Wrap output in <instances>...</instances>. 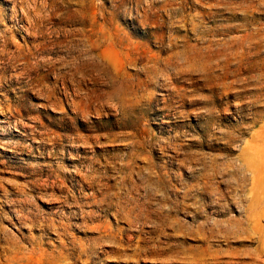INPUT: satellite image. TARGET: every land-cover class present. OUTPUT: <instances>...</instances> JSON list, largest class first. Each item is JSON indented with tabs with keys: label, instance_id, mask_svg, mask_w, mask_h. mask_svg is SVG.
I'll use <instances>...</instances> for the list:
<instances>
[{
	"label": "rangeland",
	"instance_id": "374dc122",
	"mask_svg": "<svg viewBox=\"0 0 264 264\" xmlns=\"http://www.w3.org/2000/svg\"><path fill=\"white\" fill-rule=\"evenodd\" d=\"M222 1L0 0V264H258L264 176L253 190L236 157L264 126V74L224 71L242 32L263 36L264 0Z\"/></svg>",
	"mask_w": 264,
	"mask_h": 264
},
{
	"label": "bare ground",
	"instance_id": "6f19581e",
	"mask_svg": "<svg viewBox=\"0 0 264 264\" xmlns=\"http://www.w3.org/2000/svg\"><path fill=\"white\" fill-rule=\"evenodd\" d=\"M169 1V0H168ZM183 1V0H182ZM194 1V0H193ZM220 1V0H219ZM165 3L167 2V1H164ZM163 2V3H164ZM172 3L171 4H174L173 2L174 1H171ZM185 2V1H184ZM191 2V1H190ZM200 3H201V1H199ZM205 2V1H204ZM215 2V1H214ZM221 2H223L222 0H221ZM162 3V4H163ZM176 3V2H175ZM177 3H179V2H177ZM195 3V2H194ZM196 3H198L197 2V0H196ZM203 3V2H202ZM209 3V2H208ZM240 3V2H239ZM251 3V2H250ZM140 4V3H139ZM154 4V3H153ZM152 4V5H153ZM170 4V3H169ZM169 4H167L168 6H169ZM181 4V3H180ZM185 4H186V2H185ZM204 4H206V3H204ZM211 4V3H210ZM214 4V3H213ZM218 4H223V3H218ZM249 4V3H248ZM252 4L253 3H251V5L250 6H252ZM150 5V4H149ZM148 5V6H149ZM164 6H165V4H163ZM192 5V4H191ZM208 6H210L209 4H207ZM254 5V4H253ZM155 6V5H154ZM158 6V5H157ZM172 6H174V5H172ZM204 6H206V5H204ZM214 6V5H213ZM219 6H221V5H219ZM250 6H248V7H250ZM25 7V6H24ZM150 7H151V5H150ZM153 7V6H152ZM156 7V6H155ZM158 7H160V6H158ZM185 7V6H184ZM187 7V6H186ZM216 7H217V5H216ZM233 7H234V5H233ZM17 8V7H16ZM15 8V9H16ZM23 8V7H22ZM21 8V9H22ZM136 8V7H135ZM148 8V7H147ZM167 8V7H166ZM169 8V7H168ZM174 8V7H173ZM206 9L207 7H203V9ZM212 8V7H211ZM236 8V7H235ZM255 8V7H254ZM257 9H258V7H256ZM255 8V9H256ZM154 10H155V8H153ZM161 9V8H160ZM165 9V8H164ZM183 9V8H182ZM193 9V8H192ZM196 9V8H195ZM202 9V11H205V10H203ZM238 9V8H237ZM237 9H235V10H237ZM248 9V8H247ZM264 9V8H263ZM144 10V9H143ZM146 10V9H145ZM185 10V9H184ZM190 10V9H189ZM209 10V9H208ZM214 10V9H213ZM232 10H234V9H232ZM242 10V9H241ZM244 10V9H243ZM251 10V9H250ZM254 10V9H253ZM260 10H262V9H260ZM24 11H25V9H24ZM23 10H22V13L24 12ZM29 11V10H28ZM157 11V10H156ZM160 11V10H159ZM163 11V10H162ZM166 11V10H165ZM196 11V10H195ZM198 11V10H197ZM201 11V10H200ZM199 11V12H200ZM238 11V10H237ZM257 11H259V10H256V12ZM16 12V11H15ZM149 12V11H148ZM153 12V11H152ZM158 12V11H157ZM183 13H184V11H182ZM236 12V11H235ZM239 12V11H238ZM252 12V11H251ZM263 12V11H262ZM192 13V12H191ZM196 13V12H195ZM203 13V12H202ZM205 14H206V12H204ZM212 13H213V11H212ZM211 13V14H212ZM223 13V12H222ZM227 13V12H226ZM230 13V12H229ZM234 13V12H233ZM237 13V12H236ZM246 13H247V11H246ZM249 13H250V11H249ZM254 13V12H253ZM253 13H252V15H253ZM17 14V13H16ZM15 14V15H16ZM141 14H142V12H141ZM147 14H149V13H147ZM181 14V13H180ZM179 14V15H180ZM189 14V13H188ZM194 14V13H193ZM201 14V13H200ZM199 14V15H200ZM167 15V14H166ZM185 15V14H184ZM196 15H197V13H196ZM203 15V14H202ZM226 15V14H225ZM236 15V14H235ZM17 16V15H16ZM190 16V15H189ZM201 16V15H200ZM210 16V15H209ZM246 16H248V15H246ZM256 16V15H255ZM255 16H253V17H255ZM154 17V16H153ZM174 17V16H173ZM197 17V16H196ZM205 17V16H204ZM204 17H202V18H204ZM245 17V16H244ZM31 18V17H30ZM194 17H192V19H193ZM199 18V17H198ZM217 18V17H216ZM215 18V19H216ZM248 18V17H247ZM256 19H257V17H255ZM177 19V18H176ZM190 19H191V17H190ZM191 19V20H192ZM195 19V18H194ZM217 19H220V18H217ZM230 19H231V16H230ZM235 19V18H234ZM238 19V18H237ZM259 19V18H258ZM172 20H174L175 21V19L173 18ZM184 20H185V18H184ZM188 20V19H187ZM196 21H197V19H195ZM200 20V19H199ZM222 20V19H221ZM221 20H219L220 22H221ZM226 20V19H225ZM232 20V19H231ZM231 20H230V22H231ZM261 20V19H260ZM154 21V20H153ZM161 21V20H160ZM174 21H172V22H174ZM177 21V20H176ZM181 21H183V20H181ZM194 21V20H193ZM193 21H191V24H192V22ZM238 21V20H237ZM249 21V20H248ZM156 22H158V21H156ZM189 22V21H188ZM197 22H199V21H197ZM214 22H216V20L214 21ZM223 22V21H222ZM158 23H160V22H158ZM181 23H183V22H181ZM194 23H196V22H194ZM200 23H201V21H200ZM217 23H218V21H217ZM251 23L253 24L254 22H252L251 21ZM250 23V24H251ZM264 23V22H263ZM262 23V24H263ZM173 24V23H172ZM184 24V23H183ZM190 24V23H189ZM198 24V23H197ZM240 24V23H239ZM242 24V23H241ZM244 24V23H243ZM249 24V23H248ZM36 25V24H35ZM186 25V24H185ZM217 25V24H216ZM219 25V24H218ZM246 25V24H245ZM245 25H241V26H244L245 27ZM190 26H192V25H190ZM196 26V25H195ZM198 26V25H197ZM200 26H202V25H200ZM213 26V25H212ZM221 26H223V24L222 25H220V27ZM226 26V25H225ZM232 26V25H231ZM247 26V25H246ZM193 27H194V24H193ZM192 27V28H193ZM209 27V26H208ZM214 27V26H213ZM220 27H218V29L220 28ZM229 27V26H228ZM248 27V26H247ZM250 27V26H249ZM248 27V28H249ZM255 27H257V26H255ZM188 28V27H187ZM216 28V27H215ZM214 28V29H215ZM223 28H224V26H223ZM233 28V27H232ZM240 28V27H239ZM243 28V27H242ZM251 28V27H250ZM257 28H259V26L257 27ZM194 29H196L195 27H194ZM198 29V28H197ZM225 29V28H224ZM193 30V29H192ZM207 30V29H206ZM209 30V29H208ZM217 30V29H216ZM244 30V29H243ZM252 30H253V28H252ZM213 31V30H212ZM221 31V30H220ZM247 31V30H246ZM194 32V31H193ZM216 32V31H215ZM237 32V31H236ZM242 32V31H241ZM264 32V31H263ZM217 33V32H216ZM215 33V34H216ZM235 33V32H234ZM242 33L244 34V35H242ZM241 34H239L241 37H239V39H241V40H239V39H236L235 37V39L238 41V43H240L241 44V46H239V48H238V50H236L237 51V53H236V55H235V57L237 56V62H236V64H235V69L233 70V68L232 69H230V66H231V61H229V59H226V61H227V68H226V71H224L225 72V76H226V79H228L227 77H229L230 76V73H231V71L230 70H232V71H234L233 73H237V74H239V73H242V71H243V69H244V67H245V65H248V68H250V69H253V70H255L256 69V71H258V72H260V74H264V59H262V60H259V59H257V60H254V61H251V62H249V59H251L252 57H254L255 55H259V51L258 50H255V51H253L252 50V48H250L251 47V44H258V43H261V45H262V43H263V41L262 40H264V34H263V36H262V34L260 33V29H257V32H255L254 34H251V33H249V32H247L246 34L244 33V32H242ZM205 35H206V33H204ZM223 34V33H222ZM226 34V32L224 33V35ZM204 35V36H205ZM221 35V34H220ZM232 35H234V34H232ZM211 36V35H210ZM235 36H238L237 34H235ZM254 36H255V38H254ZM207 37V36H206ZM212 37V36H211ZM222 37H223V35H222ZM202 38H203V36H202ZM252 38H254V40L250 43V46L247 48V49H245V47L242 45V42H245L246 44L248 43V41L250 40V39H252ZM213 39V38H212ZM229 39V38H228ZM209 40V39H208ZM213 40H215V37H214V39ZM218 40H219V38H218ZM226 40V39H225ZM228 41V40H227ZM236 41V42H237ZM208 42V41H207ZM218 43V42H217ZM220 43V42H219ZM218 43V44H219ZM223 43V42H222ZM221 43V44H222ZM225 43V42H224ZM232 43H234V41L232 42ZM169 44V43H168ZM229 44V43H228ZM228 44H223V46L224 45H228ZM231 44V43H230ZM235 44V43H234ZM239 44V45H240ZM215 45H216V43H215ZM215 45H214V47H215ZM238 45V44H237ZM245 45V44H244ZM202 46V45H201ZM217 46V45H216ZM220 46H222V45H220ZM229 46V45H228ZM234 46V45H233ZM197 47V46H196ZM205 47V46H204ZM231 47V46H230ZM235 47V46H234ZM238 47V46H237ZM194 49H196L195 47H193ZM224 48V47H223ZM226 48H227V46H226ZM225 48V49H226ZM232 48V47H231ZM230 48V49H231ZM262 48V47H261ZM216 49V48H215ZM217 49H219V48H217ZM221 49V48H220ZM229 49V48H228ZM233 49V48H232ZM258 49V48H257ZM209 50V49H208ZM259 50H260V48H259ZM205 51V50H204ZM217 51H219V50H217ZM222 51V53H223V51L224 50H221ZM220 51V52H221ZM197 52V51H196ZM208 52V51H207ZM212 52V51H211ZM227 52V51H226ZM194 53V52H193ZM202 53V52H201ZM200 52H199V54H201ZM205 53V52H204ZM215 53H217V52H215ZM225 53V52H224ZM228 53V52H227ZM186 54H188V53H186ZM197 54V53H196ZM208 54V53H207ZM219 54V53H218ZM203 56V58H204V54H202ZM211 55H213V54H211ZM220 56H221V54H219ZM230 55V54H229ZM228 55V56H229ZM96 56V55H95ZM209 56V55H208ZM207 56V57H208ZM213 56H215V55H213ZM226 56V55H225ZM194 57V56H193ZM209 57H211V56H209ZM215 57H217V56H215ZM214 57V58H215ZM227 57V56H226ZM189 58V57H188ZM229 58H232V57H229ZM215 59H218V58H215ZM201 61H202V63H204L203 61H204V59L202 60L201 59ZM206 61H208V60H206ZM104 62V61H103ZM159 62V61H158ZM157 62V63H158ZM192 62V61H191ZM194 62V61H193ZM232 62H233V60H232ZM172 63V62H171ZM224 63H226V62H224ZM190 64V63H189ZM177 65V64H176ZM206 65V67H207V64H205ZM222 65V64H221ZM221 65H219L220 67H221ZM226 65V64H225ZM173 66H174V64H173ZM178 66V65H177ZM210 66V65H209ZM176 67V66H175ZM215 67V66H214ZM223 67V66H222ZM106 68V67H105ZM108 68V67H107ZM171 68V67H170ZM210 68V67H209ZM216 68V67H215ZM214 68V69H215ZM161 69V68H160ZM173 69V68H172ZM208 69V68H207ZM212 69V68H211ZM211 69H209V71H211ZM225 69V68H224ZM82 70V69H81ZM175 70V69H174ZM213 70V69H212ZM162 71H160V73H161ZM109 73V72H108ZM179 74V73H178ZM177 74V75H178ZM182 74V73H181ZM254 74V73H253ZM174 75V74H173ZM172 75V76H173ZM244 75V74H243ZM240 76V74L237 76V77H239ZM260 77H261V75H260ZM167 78V77H166ZM171 78V77H170ZM173 78H175V77H173ZM230 78V77H229ZM245 78V77H244ZM158 79V78H157ZM168 79V78H167ZM231 79V78H230ZM260 79H262V78H260ZM115 80V79H114ZM154 80V79H153ZM171 80H173V79H171ZM233 80V79H232ZM147 81V80H146ZM151 81H152V79H151ZM150 81V82H151ZM174 81H175V79H174ZM198 81V80H197ZM234 81V80H233ZM119 82L121 83V81H120V79H119ZM139 82H140V80H139ZM138 82V83H139ZM142 82H143V80H142ZM119 83V84H120ZM227 83H229V82H227ZM232 82H230V84H231ZM245 83V82H244ZM261 83H263V81L261 82ZM169 84V83H168ZM176 84H178V83H176ZM229 84V85H230ZM234 84V83H233ZM256 84H258V83H256ZM127 85V84H126ZM136 85V84H135ZM171 83H170V87H171ZM174 85H175V82H174ZM228 85V84H227ZM142 86V85H141ZM166 86H167V84H166ZM240 86V85H239ZM116 87V86H115ZM120 87V86H119ZM121 87H122V85H121ZM143 87V86H142ZM178 87V86H177ZM243 87V86H242ZM259 87L261 88V86L259 85ZM123 88L124 87H122V90H123ZM162 88H164V87H162ZM167 88V87H166ZM165 88V89H166ZM172 88V87H171ZM237 88H239V87H237ZM246 88V87H245ZM259 88V89H260ZM263 88V87H262ZM117 89V88H116ZM139 89V88H138ZM173 89H174V86H173ZM172 89V90H173ZM179 89H181L180 88V86H179ZM184 89V88H183ZM135 90V89H134ZM142 90V89H141ZM171 90V91H172ZM178 90V89H177ZM185 90V89H184ZM117 91H119V90H117ZM116 91V92H117ZM169 91H170V89H169ZM175 91H176V88H175ZM182 91V90H181ZM70 92V91H69ZM147 92V91H146ZM187 92V91H186ZM232 92V91H231ZM257 92H259V91H257ZM117 93H119L118 95H120V92H117ZM121 93H122V91H121ZM162 93V92H161ZM111 94V93H110ZM115 94V93H114ZM126 94V93H125ZM152 94H153V92H152ZM157 94V93H156ZM165 94V93H164ZM169 94H170V92H169ZM173 94V93H172ZM230 94V93H229ZM258 94V93H257ZM263 94V93H262ZM261 94V95H262ZM141 95V94H140ZM140 95H138V96H140ZM160 95V94H159ZM149 97H151L150 95H148ZM173 96V95H172ZM171 96V97H172ZM115 97V96H114ZM122 96H120V98H121ZM137 97V96H136ZM145 97V96H144ZM148 97V98H149ZM167 97H169V95L167 96ZM170 97V98H171ZM176 97V96H175ZM178 97L180 98V93H179V95H178ZM182 97L184 98V96L182 95ZM119 98V97H118ZM117 98V99H118ZM146 98V97H145ZM157 98V97H156ZM163 98H165L164 99V103H165V100H166V96L165 97H163ZM185 98H186V96H185ZM262 98V97H261ZM263 98H264V96H263ZM83 99V98H82ZM114 99V98H113ZM173 99V98H172ZM175 99V98H174ZM182 99V98H181ZM214 99V98H213ZM84 100V99H83ZM126 100V99H125ZM143 100V99H142ZM176 100V99H175ZM174 100V101H175ZM215 100V99H214ZM146 101V100H145ZM147 101H149L148 99H147ZM169 101V100H168ZM167 101V102H168ZM173 101V100H172ZM173 101V102H174ZM184 100L182 99V102H183ZM189 101V100H188ZM213 101V100H212ZM126 102V101H125ZM141 102V101H140ZM139 102V104H141ZM153 102V101H152ZM156 102V101H155ZM166 102V103H167ZM171 102V101H170ZM177 102V101H176ZM179 102V101H178ZM193 102V101H192ZM116 103V102H115ZM114 103V104H115ZM121 103V102H120ZM127 103V102H126ZM144 103V102H143ZM142 103V104H143ZM146 104H147V102H145ZM144 103V104H145ZM151 103V102H150ZM149 103V104H150ZM212 103V102H211ZM216 103V102H215ZM214 103V104H215ZM262 103H264V102H261V105H262ZM123 104V103H122ZM121 104V105H122ZM138 104V105H139ZM141 104V105H142ZM149 104H148V108H149ZM171 104H173V103H171ZM179 104V103H178ZM213 103H212V106L214 105ZM250 104V103H249ZM84 105V104H83ZM128 105H129V103H128ZM127 105V106H128ZM174 105V104H173ZM172 105V107H174ZM243 105V104H242ZM246 104H244V106H245ZM264 105V104H263ZM146 106V105H145ZM156 106V105H155ZM164 106H166V105H164ZM179 106H180V104H179ZM216 106V105H215ZM251 106V105H250ZM260 106V105H259ZM117 107V106H116ZM137 107H140V106H137ZM163 107V106H162ZM161 107V108H162ZM168 107H169V105H168ZM257 107V106H256ZM115 108V107H114ZM129 108V107H128ZM148 108H146V109H148ZM177 108V107H176ZM179 108V107H178ZM209 108V107H208ZM249 108V107H248ZM260 108V107H259ZM142 109H144L143 107H142ZM165 109V108H164ZM254 109V108H253ZM115 110H116V108H115ZM130 110V109H129ZM136 110V109H135ZM134 110V111H135ZM166 110H167V108H166ZM213 110V109H212ZM211 110V111H212ZM215 110V109H214ZM246 110V109H245ZM250 110V109H249ZM140 111V110H139ZM144 111V110H143ZM123 112V111H122ZM194 112V111H193ZM192 112V113H193ZM197 112V111H196ZM240 112H242V110L240 111ZM246 112V111H245ZM244 112V113H245ZM119 113V112H118ZM137 113V112H136ZM214 113V112H213ZM216 113V112H215ZM214 113V114H215ZM129 114H130V112H129ZM242 114V113H241ZM246 114H248L247 112H246ZM251 114V113H250ZM127 115V114H126ZM209 115V114H208ZM238 115V114H237ZM245 115V114H244ZM249 115V114H248ZM264 115V114H263ZM123 116H125V115H123ZM213 116V115H212ZM215 116V115H214ZM213 116V117H214ZM252 116V115H251ZM256 115H254V117H255ZM259 116H260V114H259ZM221 116H219L218 118H220ZM253 117V118H254ZM212 119V118H211ZM214 119V118H213ZM212 119V120H213ZM262 119V118H261ZM209 120V119H208ZM242 121V120H241ZM262 121V120H261ZM212 122V121H211ZM211 122H209V123H211ZM223 122V121H222ZM260 122V121H259ZM258 122V123H259ZM213 123V122H212ZM219 123V122H218ZM10 124V123H9ZM17 124V123H16ZM215 125H216V123H214ZM213 124V125H214ZM254 124V123H253ZM256 124V123H255ZM209 125V124H208ZM220 126V125H219ZM253 126H255V125H253ZM212 128H213V126H212ZM240 128H242V127H240ZM205 129H207V128H205ZM212 130V129H211ZM240 130V129H239ZM254 130V129H253ZM238 131V130H237ZM230 132V131H229ZM228 132V133H229ZM245 132V131H244ZM153 134V133H152ZM231 134V133H230ZM229 134V135H230ZM179 135V134H178ZM239 135V134H238ZM241 135H242V133H241ZM244 135H245V133H244ZM243 135V136H244ZM236 136V135H235ZM142 137V136H141ZM229 137V136H228ZM232 137H233V135H232ZM146 138V137H145ZM236 138H238V137H235V139ZM211 139V138H210ZM227 139H229V138H227ZM240 139V138H239ZM165 140V139H164ZM231 140V139H230ZM234 140V139H233ZM172 141H173V139H172ZM172 141H170V142H172ZM238 141V140H237ZM241 141H243V140H240V142ZM169 142V143H170ZM179 142V141H178ZM229 142V141H228ZM148 143V142H147ZM156 143V142H155ZM172 143H174V142H172ZM230 144H232L231 142H229ZM234 143V142H233ZM175 144V143H174ZM174 144H172L173 146H174ZM235 144H238L239 145V143H235ZM176 145V144H175ZM179 145V144H178ZM146 146V145H145ZM140 147V146H139ZM148 147V146H147ZM150 147V146H149ZM167 147V146H166ZM175 147V146H174ZM242 147V146H241ZM143 148V147H142ZM176 148V147H175ZM238 148V147H237ZM134 150V149H133ZM145 150V149H144ZM143 150V151H144ZM240 150V151H239ZM239 154L237 155V157H236V155H235V157H236V161H237V167H238V169H237V171L238 170H241V171H243L244 173H250L251 175H252V178L251 179H253V190H254V187L256 188L257 187V185H258V183H259V180H260V175H262V176H264V126H262V127H260V128H258V130L256 131V132H254L253 133V135H252V139L250 140V141H248V142H246L245 143V145L240 149V147H239ZM178 152V151H177ZM232 152V151H231ZM237 152V151H236ZM235 152V153H236ZM136 154V153H135ZM134 154V155H135ZM187 154V153H186ZM192 154V153H191ZM190 154V155H191ZM133 155V154H132ZM231 155H232V153H231ZM136 156V155H135ZM138 156H140V155H138ZM174 156V155H173ZM141 157V156H140ZM233 158H234V156H233ZM138 159V158H137ZM185 160V159H184ZM190 160V159H189ZM204 160V159H203ZM226 161V160H225ZM228 161V160H227ZM230 161H231V159H230ZM229 161V162H230ZM234 161V160H233ZM185 162V161H184ZM224 162V161H223ZM169 163V162H168ZM227 163V162H226ZM178 164V163H177ZM231 164V163H230ZM180 165H181V163H180ZM228 165V164H227ZM184 166V165H183ZM189 166V165H188ZM236 166V165H235ZM223 167H226V165L225 166H223ZM231 167V166H230ZM179 168V167H178ZM236 168V167H235ZM198 169V168H197ZM210 169V168H209ZM228 170V169H227ZM117 171V170H116ZM220 171V170H219ZM224 171H225V169H224ZM164 172V171H163ZM230 172V171H229ZM228 172V173H229ZM225 173V172H224ZM241 174V173H240ZM211 174H209V176H210ZM242 175V174H241ZM131 176V175H130ZM208 176V175H207ZM212 176V175H211ZM259 176V177H258ZM213 177V176H212ZM217 178V177H216ZM80 179V178H79ZM136 179V178H135ZM203 179V178H202ZM129 180V179H128ZM204 180H206V179H204ZM208 180H210V178L209 179H207V181ZM246 180V179H245ZM206 181V182H207ZM209 182V181H208ZM188 183V182H187ZM219 183V182H218ZM223 183V182H222ZM131 184V183H130ZM206 184H208V183H205V185ZM251 184V183H250ZM186 185V184H185ZM200 185V184H199ZM216 185V184H215ZM219 185V184H218ZM236 185H237V183H236ZM245 186H246V184H245ZM133 187V186H132ZM217 187V186H216ZM214 188V187H213ZM227 190V189H226ZM237 190V189H236ZM211 191V190H210ZM217 191V190H216ZM220 191V190H219ZM224 193V192H223ZM229 193V192H228ZM249 194V193H248ZM230 195V194H229ZM101 196V195H100ZM99 196V197H100ZM189 197V196H188ZM96 198V197H95ZM198 198V197H197ZM122 199V198H121ZM215 201V200H214ZM251 205L250 206H248V208H247V210H246V214H247V218H248V220L252 223V224H254L255 225V227H256V229H257V231H256V233L258 234V238L260 239V241H259V246L256 248V250H252V251H254V252H252L251 253V255H249V256H251V258L252 259H255L256 260V262H258V264H264V242H263V236H264V228L262 227V226H259V223H260V221H261V217H264V210L263 211H260V212H256L255 211V204H256V195L254 194V192H252V197H251ZM183 203V202H182ZM221 203V202H220ZM184 204V203H183ZM165 205V204H164ZM185 205V204H184ZM220 205V204H219ZM187 206V205H186ZM223 207H224V205H223ZM117 208V207H116ZM126 208V207H125ZM120 209V208H119ZM244 209V208H243ZM223 211V210H222ZM16 214V213H15ZM26 214V213H25ZM245 214V213H244ZM28 215V214H27ZM34 215V214H33ZM80 215V214H79ZM142 215V214H141ZM244 216V215H243ZM16 217V216H15ZM72 217V216H71ZM243 218V217H242ZM245 219V218H244ZM232 220V219H231ZM240 221V220H239ZM238 221V222H239ZM25 222V221H24ZM33 222V221H32ZM54 221H52V224H54L53 223ZM236 222V221H235ZM247 223H248V221H246ZM201 223H204V221H202ZM206 223V222H205ZM211 223V222H210ZM213 223H215V221L213 222ZM212 223V224H213ZM207 225L209 224L208 222L206 223ZM220 224V223H219ZM219 224L217 225V226H219ZM224 224L226 225L227 223L226 222H224ZM47 225H51V223H48ZM58 225V224H57ZM66 225V224H65ZM211 224H209V226H210ZM215 225V224H214ZM214 225H213V227H214ZM224 225V226H225ZM205 226V225H204ZM203 226V227H204ZM33 227V226H32ZM42 227V226H41ZM55 227H57V226H55ZM113 227V226H112ZM207 227V226H206ZM226 227H227V225H226ZM246 227V226H245ZM214 228H217L216 226L214 227ZM228 228V227H227ZM58 229V228H57ZM92 229V228H91ZM198 229V228H197ZM208 229V228H207ZM212 229V228H211ZM217 229H219V228H217ZM216 229V230H217ZM214 230V229H213ZM213 230H212V232H213ZM237 230V229H236ZM5 231V230H4ZM214 232H216V231H214ZM250 232V231H249ZM199 233V232H198ZM220 233V232H219ZM200 234V233H199ZM202 234V233H201ZM200 234V236H202ZM217 234H218V231H217ZM17 235V234H16ZM212 235H214V234H212ZM252 236H253V234H251ZM223 236V235H222ZM255 236V235H254ZM3 237H5L6 238V236H3ZM24 238H26L25 236H23ZM106 237V236H105ZM203 237V236H202ZM8 238V237H7ZM253 238H255V237H253ZM14 239H15V237H14ZM1 240V239H0ZM6 240H8V239H6ZM12 240H13V238H12ZM16 240V239H15ZM14 240V241H15ZM19 240V239H18ZM91 241V240H90ZM5 242V241H4ZM3 242V243H4ZM8 242V241H7ZM25 242V241H24ZM95 242V241H94ZM1 243H2V240H1ZM2 243V244H3ZM6 243V242H5ZM4 243V244H5ZM10 243V242H9ZM14 243V242H13ZM17 243H18V241H17ZM17 243H15V244H17ZM20 243V242H19ZM15 244H14V246H15ZM22 244H24L23 242H22ZM33 244V243H32ZM37 244V243H36ZM95 244V243H94ZM6 245H8V244H6ZM29 245V244H28ZM27 245V246H28ZM31 245V244H30ZM39 245V244H38ZM64 245V244H63ZM13 246V245H12ZM13 246V247H14ZM33 246V245H32ZM31 246V247H32ZM81 246V245H80ZM24 247H26V246H24ZM84 247V246H83ZM12 248V247H11ZM15 248V247H14ZM33 248V247H32ZM36 248H38V247H36ZM54 248V247H53ZM94 248V247H93ZM3 249V248H2ZM78 249V248H77ZM95 249V248H94ZM94 249H93V251H94ZM10 249H8V251H9ZM28 250V249H27ZM36 250H39V249H36ZM35 250V251H36ZM62 250V249H61ZM17 251V250H16ZM19 251V250H18ZM32 251H33V249H32ZM39 251H43V249H40ZM81 251H83V248H82V250ZM84 251H85V249H84ZM90 250L88 249V252H89ZM4 252H6V251H4ZM30 252V251H29ZM87 252V250L85 251V253ZM1 253V252H0ZM6 253H8V252H6ZM11 253V252H10ZM13 253V252H12ZM31 253V252H30ZM34 253V252H33ZM36 253V252H35ZM92 253V252H91ZM222 253V252H221ZM250 253V251L248 252V254ZM4 254V253H3ZM22 254H25V255H27V253L25 252V253H22ZM90 254V253H89ZM136 254H137V252H136ZM248 254H247V256H248ZM8 255V254H7ZM31 255V254H30ZM35 256L37 255V254H34ZM88 255V254H87ZM1 256V255H0ZM11 255H9L8 257L9 258H11L12 259V256L10 257ZM14 256V255H13ZM24 256V255H23ZM33 256V255H32ZM34 256V257H35ZM219 256V255H218ZM7 257V256H6ZM17 257V256H16ZM22 257V256H21ZM67 257V256H66ZM135 257V256H134ZM245 257V256H244ZM5 258V257H4ZM8 258V259H9ZM23 258V257H22ZM25 258V257H24ZM31 258V257H30ZM218 258V257H217ZM220 258V257H219ZM239 258V257H238ZM0 259H2V258H0ZM3 260V259H2ZM13 260V259H12ZM14 260H15V258H14ZM23 260H26V259H23ZM31 260V259H30ZM29 260V262L31 263V261ZM95 260V259H94ZM4 261V260H3ZM10 261V260H9ZM8 261V262H9ZM37 261V260H36ZM88 261V260H87ZM92 261V260H91ZM237 261V260H236ZM239 261H241V260H239ZM6 262V261H5ZM11 263H15V262H12V261H10ZM18 262H20L19 260H18ZM25 262V261H24ZM24 262H22V263H19V264H23ZM35 262V261H34ZM89 262V261H88ZM227 262V261H226ZM235 262V261H234ZM2 263V262H1ZM230 263H232L231 261H230ZM229 263V264H230ZM237 263H238V261H237ZM237 263H235V264H237ZM241 263V262H240ZM244 263H246V262H244ZM4 264H7V263H4ZM26 264H28V263H26ZM34 264H36V263H34ZM39 264V263H38ZM92 264H93V262H92ZM239 264V263H238ZM243 264V263H242ZM254 264V263H253Z\"/></svg>",
	"mask_w": 264,
	"mask_h": 264
}]
</instances>
